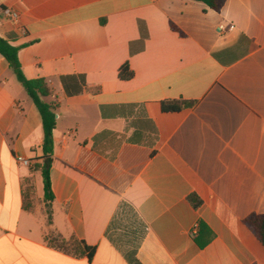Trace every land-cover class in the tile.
<instances>
[{
    "label": "crops",
    "instance_id": "1",
    "mask_svg": "<svg viewBox=\"0 0 264 264\" xmlns=\"http://www.w3.org/2000/svg\"><path fill=\"white\" fill-rule=\"evenodd\" d=\"M0 38L58 105L46 202L41 117L0 54V264H264L243 222L264 214V0H0Z\"/></svg>",
    "mask_w": 264,
    "mask_h": 264
},
{
    "label": "trees",
    "instance_id": "2",
    "mask_svg": "<svg viewBox=\"0 0 264 264\" xmlns=\"http://www.w3.org/2000/svg\"><path fill=\"white\" fill-rule=\"evenodd\" d=\"M203 2L209 8L218 11L224 3V0H196ZM18 47H12L5 40L0 38V54L7 61L9 67L14 73L17 81L24 88L27 96L34 103L41 117L42 125V143L40 146L41 155L39 160L40 164H36V170L40 171L43 182L44 200L51 202L53 195L50 187L49 170L52 163L53 155V131L56 126V111L58 105L56 102H47L44 99L51 95V89L48 82L44 78L27 79L18 62ZM119 77L122 80H129L133 77V72L129 69L127 64H124L119 69ZM60 82L66 95H76L82 92L85 87V81L83 76L69 75L61 76ZM191 102L187 101H163L161 103V110L163 112H178L186 107H190ZM188 200L196 207L200 201L195 195L188 196ZM49 204V203H48ZM49 207V205H47ZM246 227L255 235V237L264 246V214H251L243 220ZM65 241L60 242L61 248L66 246ZM84 251H87L88 258L91 259L95 248L86 247L84 245Z\"/></svg>",
    "mask_w": 264,
    "mask_h": 264
},
{
    "label": "built area",
    "instance_id": "3",
    "mask_svg": "<svg viewBox=\"0 0 264 264\" xmlns=\"http://www.w3.org/2000/svg\"><path fill=\"white\" fill-rule=\"evenodd\" d=\"M3 14L6 19L12 21L15 24L19 22L20 15L18 14L17 11L7 8L3 10ZM18 160L25 165L28 164V161L26 159L18 158Z\"/></svg>",
    "mask_w": 264,
    "mask_h": 264
}]
</instances>
